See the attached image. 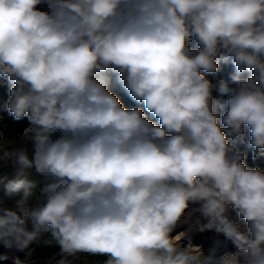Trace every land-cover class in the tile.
Segmentation results:
<instances>
[{
	"label": "clouds",
	"instance_id": "clouds-1",
	"mask_svg": "<svg viewBox=\"0 0 264 264\" xmlns=\"http://www.w3.org/2000/svg\"><path fill=\"white\" fill-rule=\"evenodd\" d=\"M228 63L231 85L208 78ZM0 80L27 120L0 128L14 264L33 243L58 264H264V170L239 150L264 155V0H0Z\"/></svg>",
	"mask_w": 264,
	"mask_h": 264
},
{
	"label": "trees",
	"instance_id": "trees-1",
	"mask_svg": "<svg viewBox=\"0 0 264 264\" xmlns=\"http://www.w3.org/2000/svg\"><path fill=\"white\" fill-rule=\"evenodd\" d=\"M234 69L230 63L222 64L219 72L214 76H209L214 83H223L226 85H231L232 80L231 77L233 75ZM7 90L8 84L7 81L0 80V105H2L7 100ZM110 90L116 94L120 99L122 104L126 108L140 107L143 108L142 104H137L133 101L127 93L116 83L115 76L112 77V83L110 85ZM218 99H224L225 97L222 95L216 94ZM0 115L3 116V119L0 120V125L2 126L6 136L14 138L17 133H21L24 127L27 125V120L23 121H15L11 116H8L6 111H0ZM146 116L149 119L155 121V118L151 116V114L146 113ZM240 151L245 152L247 154L246 163L249 167H259L261 170H264V155L257 158L256 160L252 159L251 149L248 147L241 145L239 148ZM8 169V168H6ZM9 171H11L9 169ZM11 207V204H9ZM201 237H197L195 239L196 243L199 244L201 242ZM53 257H60L58 255V248L55 246H45L43 243H35V259L37 264H45L49 259ZM88 263L87 264H104V260L106 257L103 256H93L88 255ZM0 264H14V261L0 255Z\"/></svg>",
	"mask_w": 264,
	"mask_h": 264
},
{
	"label": "rangeland",
	"instance_id": "rangeland-1",
	"mask_svg": "<svg viewBox=\"0 0 264 264\" xmlns=\"http://www.w3.org/2000/svg\"><path fill=\"white\" fill-rule=\"evenodd\" d=\"M19 134V133H17ZM9 139H11V137H8ZM8 168V169H6ZM10 167H8L7 165H4L2 168H0V170L4 171V172H10L9 171ZM11 170V169H10ZM186 227V226H185ZM180 230H184L183 228H181ZM197 237H201V242L199 244L196 243L195 239ZM192 240L194 244L200 245L203 247V249L205 251H207L208 249L212 248L217 241H223V237L219 236L218 234L211 232V231H204V232H200L199 230H194L192 232ZM30 248L32 249V255L29 258V263L31 261H35L33 264H37L36 259H35V243H33ZM231 250V249H230ZM17 251V250H16ZM0 255L5 256L11 260H14L12 257V254L9 252V250L7 248H5L4 246L0 245ZM26 253L25 252H21V251H17V256L20 259H24L25 258ZM57 259L60 260V257H56L54 260L56 261ZM70 261V264H87L88 263V255L86 254H80L77 257H69L68 258ZM57 260V261H59ZM45 264H56V263H45Z\"/></svg>",
	"mask_w": 264,
	"mask_h": 264
},
{
	"label": "bare ground",
	"instance_id": "bare-ground-1",
	"mask_svg": "<svg viewBox=\"0 0 264 264\" xmlns=\"http://www.w3.org/2000/svg\"><path fill=\"white\" fill-rule=\"evenodd\" d=\"M1 246H3L2 244H0ZM8 249V248H7ZM9 250V252L12 254V257H13V259L15 260L16 258H19L18 256H17V251H16V249H8ZM20 259V258H19ZM28 264H29V262H28Z\"/></svg>",
	"mask_w": 264,
	"mask_h": 264
},
{
	"label": "water",
	"instance_id": "water-1",
	"mask_svg": "<svg viewBox=\"0 0 264 264\" xmlns=\"http://www.w3.org/2000/svg\"><path fill=\"white\" fill-rule=\"evenodd\" d=\"M56 257H53V258H51V259H49L48 260V263H56V264H58V261L57 260H59V259H57L56 261L54 260ZM13 261H15V260H13ZM35 261H31L29 264H33Z\"/></svg>",
	"mask_w": 264,
	"mask_h": 264
},
{
	"label": "built area",
	"instance_id": "built-area-1",
	"mask_svg": "<svg viewBox=\"0 0 264 264\" xmlns=\"http://www.w3.org/2000/svg\"><path fill=\"white\" fill-rule=\"evenodd\" d=\"M1 116V115H0ZM9 116V115H8ZM3 117V116H2ZM0 128H2V126L0 125ZM3 129V128H2ZM4 131V130H3ZM4 136H5V139H9L8 136H6L5 132H4Z\"/></svg>",
	"mask_w": 264,
	"mask_h": 264
}]
</instances>
